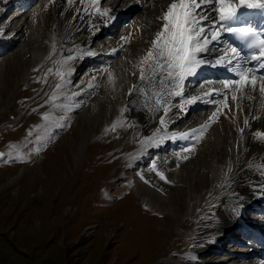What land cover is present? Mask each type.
<instances>
[{"label": "rangeland", "instance_id": "1", "mask_svg": "<svg viewBox=\"0 0 264 264\" xmlns=\"http://www.w3.org/2000/svg\"><path fill=\"white\" fill-rule=\"evenodd\" d=\"M50 23L40 24L41 37L0 41V264H243L237 251L254 235L214 234L229 191L199 199L211 172L172 179L160 171V146L135 153L142 137L131 108L106 122L93 98L101 85L75 94L81 81L75 90L67 79L64 35L34 64Z\"/></svg>", "mask_w": 264, "mask_h": 264}, {"label": "bare ground", "instance_id": "2", "mask_svg": "<svg viewBox=\"0 0 264 264\" xmlns=\"http://www.w3.org/2000/svg\"><path fill=\"white\" fill-rule=\"evenodd\" d=\"M30 1L0 0V41L17 34L18 37H25L27 33L32 35V30L41 37L40 24L51 17L52 23L45 28L46 47L43 49L34 44V64L42 62L46 52H52L57 36L64 35L61 42L67 79L75 81V90L79 88V81L82 85L75 94L83 96L85 88L101 85L92 93L93 98L104 105L106 122L118 121L131 108L142 137L134 152L144 148L149 151L150 146H160L164 150L170 144L164 151L165 162L160 165V171L168 177L177 179L180 175L177 177V174L184 170L195 177L211 172L210 187L199 199H216L215 196H220L224 190L229 191L221 204L224 221L214 234L222 239L237 231L240 224L236 213L244 204L249 207L250 201L258 198L259 188L264 186V94L258 92L260 79L257 90L251 85L244 89H225L223 81L229 80V76L219 72L218 66L209 65L194 81L190 79L186 83L183 96L170 95L174 90L168 81L161 83L160 71L152 74V65L157 59L152 42L155 32L163 31L167 7L178 0H37L34 9H30ZM229 3L237 7L236 0ZM9 5H12L11 9ZM203 6L205 13L202 16L207 17V22L199 21L195 27L205 28L210 42L201 57L206 62H214L223 53V61L231 60L237 64L233 55H229L225 32L221 31L218 42H211L212 21H217L219 14L209 12L210 4ZM133 7H136L134 12ZM126 12L133 15L120 19ZM225 23L221 22L217 30ZM32 36L35 38V34ZM125 37L128 39L124 40ZM149 51L153 52L152 57H148ZM256 65L253 61L252 66L257 68ZM257 71L260 70L257 68L251 76ZM212 89L227 95L228 99L220 98L216 102L210 93ZM194 95L200 97L197 102L185 103ZM90 115L93 117V112ZM160 119L164 120L163 125L159 123ZM245 119L249 121L247 125L243 123ZM160 159L159 153L158 165ZM196 203L190 202L189 212L195 210ZM258 207L264 212V205ZM260 209L257 211L261 212ZM257 230V233L264 232V221ZM254 242L257 246L250 244L248 251L264 260V238L258 233Z\"/></svg>", "mask_w": 264, "mask_h": 264}, {"label": "snow or ice", "instance_id": "3", "mask_svg": "<svg viewBox=\"0 0 264 264\" xmlns=\"http://www.w3.org/2000/svg\"><path fill=\"white\" fill-rule=\"evenodd\" d=\"M70 2V0H67ZM218 8L215 10L219 13L218 20L221 22H228L221 26L220 30L216 28V21H212L213 28L211 29V42L216 43L220 39L221 31L226 33H235L239 38L244 39L254 35L251 27H232L231 21L236 17V7L229 3L228 0H217ZM241 5H245L252 9H264V2L261 0H239ZM205 4H212V0H178V2H172L163 16V20L166 21L163 24V31L157 30L155 32V40L152 42L153 47L156 49V61L152 65V74L155 75L159 70L161 73V83L168 81L171 86L170 95L176 97L183 96V89L186 82L190 78L195 77L198 74L197 69L202 70L205 65L211 67H217L221 65L222 59H224L223 53L220 57L215 58L214 62H206L202 57L198 58L199 53L206 52L207 45L209 44L208 32L203 27H195V23L198 19L204 20L207 17H200L197 9ZM203 36V39L201 37ZM127 40L128 38H123ZM259 44L264 46V39L259 41ZM255 48L256 45L252 44ZM231 53L234 54L233 59L237 60L235 65L238 68V79H230L223 81V87L225 89H232L238 87L244 89L246 86L251 85L253 90H257L258 77L251 76L254 69L252 67L242 68L239 65V58L241 57V50L237 47L228 45ZM123 50V49H120ZM227 51V49H226ZM261 56H264V47L260 49ZM148 57L153 56V52H148ZM71 58V57H70ZM247 59L258 61L256 67L260 70V83L258 92L264 94V61L260 60L258 56H248ZM232 64V61H228ZM141 79H144L143 73ZM209 83H212L209 81ZM220 93H213L212 95H219ZM200 99L198 96H192L190 99H186L185 103L191 104L197 102ZM223 100H227V95L222 96ZM235 100V95L232 96ZM227 107V105H225ZM219 109H217V112ZM167 113V109H165ZM159 123L164 124V120L160 119ZM245 125L249 123L247 119L243 121ZM244 131L243 128L240 129ZM260 135V133H257ZM261 193H264V186L259 188Z\"/></svg>", "mask_w": 264, "mask_h": 264}]
</instances>
